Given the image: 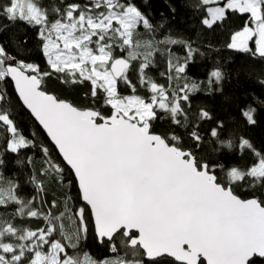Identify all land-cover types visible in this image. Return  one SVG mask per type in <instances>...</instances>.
Masks as SVG:
<instances>
[{"label":"snow or ice","instance_id":"obj_1","mask_svg":"<svg viewBox=\"0 0 264 264\" xmlns=\"http://www.w3.org/2000/svg\"><path fill=\"white\" fill-rule=\"evenodd\" d=\"M147 4L0 0V35L36 41L0 40V264H264V97L194 104L230 81L223 63L189 75L219 49ZM181 5L264 65V0Z\"/></svg>","mask_w":264,"mask_h":264},{"label":"trees","instance_id":"obj_2","mask_svg":"<svg viewBox=\"0 0 264 264\" xmlns=\"http://www.w3.org/2000/svg\"><path fill=\"white\" fill-rule=\"evenodd\" d=\"M170 5L177 8L175 18L171 21V25L175 30L184 33L186 37H191L194 41L202 42L204 45L210 43L214 48L219 49V51H213L203 47L201 50L205 52V56L203 58L198 57L197 62L191 66L189 75L195 79H203L206 77L207 71L216 63H223L230 74V81L225 84L223 96L220 94L206 96L203 93H198L194 104H206L213 112L225 115L233 107L226 101L225 97H239L241 99L247 97L251 100L252 93L264 97V86H261L256 80V75L264 71V65L255 64L243 53L224 49L223 42L228 34L226 30L218 29L214 33L209 31L201 33L198 21L193 19L191 13L182 7L181 0H148L147 10L159 21L161 13L165 16H171ZM239 23L241 21L236 17H232L228 22L230 26H236ZM25 36L28 40L27 47L34 49L36 41L33 34L31 31L25 33L23 28L10 29L0 35V40L12 41L19 39L22 41ZM249 73H251V76H249ZM49 90L57 94H68L64 86L55 80L49 83ZM23 124L25 127H29L30 118L24 119ZM250 132L256 140L264 139V108L260 109L258 126L250 129Z\"/></svg>","mask_w":264,"mask_h":264}]
</instances>
